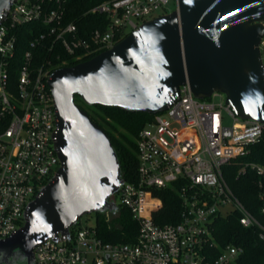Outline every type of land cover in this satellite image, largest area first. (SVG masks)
<instances>
[{"label":"built area","instance_id":"2783aa9c","mask_svg":"<svg viewBox=\"0 0 264 264\" xmlns=\"http://www.w3.org/2000/svg\"><path fill=\"white\" fill-rule=\"evenodd\" d=\"M170 1L177 9L179 0L99 2L82 17L84 22L102 17L94 29L67 20L68 0H15L1 17L0 241L25 227L31 204L65 166L56 147L60 128L49 87L53 71L114 48L144 23L168 14ZM24 28L35 35L27 50L20 48ZM259 48L264 68V35ZM170 101L172 106L152 115L136 138L137 180L121 174L110 198L117 211L104 214L110 222L127 209L138 225L134 240L107 242L97 223L82 228L79 220L68 234L59 232L37 246L34 264H237L240 247L228 246L216 259L211 254L218 248L211 225L234 213L243 227L257 228L264 242V224L240 202L226 177V168L262 140L264 124L239 118L222 93L200 100L184 85L170 94ZM248 170L262 180L264 216V165L247 164L239 175ZM167 190L181 198L179 223H161L168 217L158 194Z\"/></svg>","mask_w":264,"mask_h":264},{"label":"water","instance_id":"95a60500","mask_svg":"<svg viewBox=\"0 0 264 264\" xmlns=\"http://www.w3.org/2000/svg\"><path fill=\"white\" fill-rule=\"evenodd\" d=\"M15 0H0V19ZM264 0H179L178 8L144 23L114 48L54 70L56 147L65 166L31 204L25 227L0 241V264H34V249L93 213H115L121 166L109 136L80 109L116 108L156 115L170 94L189 85L200 100L215 93L243 120L264 124Z\"/></svg>","mask_w":264,"mask_h":264},{"label":"trees","instance_id":"16d2710c","mask_svg":"<svg viewBox=\"0 0 264 264\" xmlns=\"http://www.w3.org/2000/svg\"><path fill=\"white\" fill-rule=\"evenodd\" d=\"M105 0H68L67 20L78 21L80 28L85 24L90 29L97 27V21L102 17L93 15L84 20L83 14L99 2ZM89 24V25H88ZM24 42L23 50L29 49L30 40L35 39L34 33L28 28L22 30ZM43 49H38V52ZM48 56V52L43 53ZM77 64H71L75 66ZM59 69V68H57ZM78 107L86 111L91 120L98 125L110 138L117 153L121 172L126 179L136 181L138 177V157L136 138L140 131L152 120V115L131 114L116 108L93 107V113L88 111L87 106L79 96L75 99ZM257 163L264 165V136L260 142L253 145L247 155L234 160L226 168V177L236 197L247 208V210L264 224V216L261 214L263 202L260 199L261 178L248 170L246 174L239 175V171L247 164ZM164 201L162 224L179 223L181 217V198L176 192L170 190L158 194ZM120 216L113 222H108L104 214H97V229L100 236L107 242L130 243L138 233V225L127 209L119 210ZM212 241L218 248L212 249V258L216 259L223 249L228 246H236L243 249V254L237 260V264H264V242L259 238V230L255 227L245 228L240 224V215L234 213L228 217H218L211 225ZM22 258V262L24 263Z\"/></svg>","mask_w":264,"mask_h":264},{"label":"rangeland","instance_id":"374dc122","mask_svg":"<svg viewBox=\"0 0 264 264\" xmlns=\"http://www.w3.org/2000/svg\"><path fill=\"white\" fill-rule=\"evenodd\" d=\"M175 10H176L175 2L170 1L169 4L167 5L168 14L174 12ZM214 101L219 102L220 99L214 98ZM95 110H96V108H93V107L88 108V111H90V113H93ZM230 122L231 121L229 120V123ZM97 214L98 213H93L91 215H87V216L82 217L79 221V224H78L79 227L85 228V227H89V226H95L97 223ZM106 218L108 219V217H106ZM116 219H117V217H111L110 222L113 223ZM79 227H77V228H79Z\"/></svg>","mask_w":264,"mask_h":264},{"label":"flooded vegetation","instance_id":"af4514ba","mask_svg":"<svg viewBox=\"0 0 264 264\" xmlns=\"http://www.w3.org/2000/svg\"><path fill=\"white\" fill-rule=\"evenodd\" d=\"M16 262H17V264H23L22 260H20V262H19V260H17Z\"/></svg>","mask_w":264,"mask_h":264}]
</instances>
